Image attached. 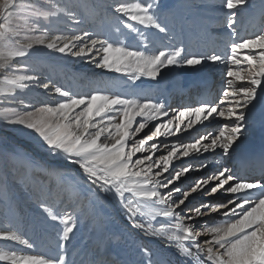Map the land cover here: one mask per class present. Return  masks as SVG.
Returning <instances> with one entry per match:
<instances>
[{
  "label": "snow or ice",
  "instance_id": "obj_1",
  "mask_svg": "<svg viewBox=\"0 0 264 264\" xmlns=\"http://www.w3.org/2000/svg\"><path fill=\"white\" fill-rule=\"evenodd\" d=\"M34 2L29 0L30 5ZM248 4L249 0H218L206 5L219 9L212 19L227 35L223 52L207 54L191 51L183 43L154 48L149 31L171 39L162 0H112L93 6L89 13L93 19L101 10L105 18L111 17L115 39L84 29L79 34H53L54 23L78 27L85 22L78 11L81 5L71 0L64 4L51 0L45 9L37 5L26 29L38 34L19 38V26L13 23L17 2L0 0V97L8 100L18 91L37 88L58 98L39 106L21 100L23 109L3 107L0 117L21 126L53 162L49 170L83 188L90 204L110 198L126 217V231L141 238L133 241L134 260L112 257L90 264H171L157 259L158 253L143 242L145 237L175 246L178 264H264V160L248 175L230 166L248 110L264 102V15L255 32L240 36L236 28ZM123 29L134 34L138 47L119 39ZM38 47L87 60L117 78L91 81L86 93L44 82L47 78L42 79L38 69L17 63ZM209 62L224 69L218 97L172 107L135 90L142 78L158 83L164 70H196ZM120 77L126 78L123 87L132 91L119 90ZM217 119L227 123L217 131L182 139ZM56 165L71 166L78 175L61 173ZM194 172L205 174L185 184ZM36 203L55 230L51 254L36 253L35 243L7 223L0 226V243L6 249H0V264H76L69 255L78 223L75 210L54 211L39 196ZM122 239L117 235L114 242L120 244Z\"/></svg>",
  "mask_w": 264,
  "mask_h": 264
},
{
  "label": "bare ground",
  "instance_id": "obj_2",
  "mask_svg": "<svg viewBox=\"0 0 264 264\" xmlns=\"http://www.w3.org/2000/svg\"><path fill=\"white\" fill-rule=\"evenodd\" d=\"M44 1L51 2V0ZM250 1L248 4L250 8H243L237 20L240 29L245 21L247 24L252 23V25H257L258 21L261 23V17L264 15V0ZM16 2L17 9L15 11L18 12L20 7L23 14L33 4L30 5L29 0H16ZM67 2L68 0H60L61 4ZM71 2L81 5L78 11H80L85 22L78 27L64 21L54 23L51 26L53 34L70 35L73 32L79 34V29H84L100 35H112L114 39L116 38L117 34L111 29L113 21L110 16L105 18L102 10L99 12L98 18L93 19L89 15L93 6L111 3L112 0H71ZM162 3L168 10L166 12L169 13L168 16L172 15V24L178 26V35L177 33L174 35L176 40L186 44L191 51L209 54L208 51L210 50H218V39L216 40L211 32L215 30L216 26H219L212 19L219 14V9L206 6L218 3V0H162ZM194 6L197 9H194ZM21 19L24 20L23 16ZM22 21L13 20V23L16 25L24 24L25 22ZM25 35L27 33L20 32L19 38ZM160 35L162 38L163 34ZM119 39L123 40L129 47H138V40L134 34L128 33L126 29H123V35L119 36ZM150 39L152 38L150 37ZM154 48H158L156 42ZM22 62H27L33 68L38 69L42 79L47 78L44 79V82L50 80L53 84L68 88L75 93L90 91L91 81L113 82L117 78V74L97 69L87 60L50 52L43 47L36 48L26 61H17V63ZM183 70H185L184 67L173 69L169 74L163 72L158 83L142 79L141 81L144 82L138 84L139 88L141 90L156 88L158 92L163 94L164 101L169 105L172 100L181 104L194 105L201 98L211 99L217 96V83H215L216 86L213 84L212 71L201 67L196 69V73L187 74L185 71L181 76L180 73ZM189 70L192 69L189 68ZM223 70L222 65L217 67L216 71L219 72L217 77L223 73ZM119 80L122 82L119 90L124 91L123 82L126 81V78L120 77ZM127 83L131 84V82ZM13 99L15 103L9 104L8 101ZM54 99L58 98L43 94L42 89L32 88L28 91H18L14 98L9 97L8 100L0 97V109L7 106L23 109L24 105L19 103L21 100L24 101L25 105L39 106L40 102H50ZM243 132L237 142L230 165L233 167L238 165V168L245 164L247 167L257 166L264 160V152L261 150V145L264 143V102H258L254 108L248 110L247 123ZM52 163L36 142L25 134L21 126L9 125L3 118H0V178L7 181V184L3 185L4 189L0 187V226L11 223L35 243L36 253L51 254L50 245L54 240L55 230L52 223L46 221L41 215L36 203L39 196L54 211L63 213L64 211L72 212L75 210L78 223L69 246L71 258L77 261L82 253L88 254L92 246L97 245L99 248L97 255L101 259L115 257L122 261L134 260L133 241L140 242L141 238L135 233L126 231V217L118 209V206L110 198L108 200L102 199L93 206L89 202L88 193L83 188H75L70 180L62 179L60 175L49 170ZM56 167L59 172H66L68 176L78 175L76 169L71 166L64 168L61 165H56ZM4 192H7L8 197L13 194V199H3ZM117 235L123 237L120 244L114 242ZM110 237H112L111 240ZM143 242L158 253L157 259L178 264L175 246L168 248L160 239L152 237L143 238ZM10 247L30 251L19 245ZM81 247L84 248L82 253ZM0 249L6 250L3 243H0ZM83 264H90L88 257L83 259Z\"/></svg>",
  "mask_w": 264,
  "mask_h": 264
},
{
  "label": "rangeland",
  "instance_id": "obj_3",
  "mask_svg": "<svg viewBox=\"0 0 264 264\" xmlns=\"http://www.w3.org/2000/svg\"><path fill=\"white\" fill-rule=\"evenodd\" d=\"M254 2V0H251L250 2ZM50 4H51V2H47V1H44V0H35V2L31 5V8L25 13V14H23V12L21 11V8L19 7L18 9H19V11L17 12L18 14H17V16L16 17H14V21H22V16H23V18H24V24L23 23H21V24H19L18 26H19V30H20V32H24V33H27V35H35V34H38V33H29V32H27V29H26V25H28V24H30L31 23V20L33 19L31 16H30V12L38 5L41 9H45V8H48V7H50ZM251 6V5H250ZM195 7V6H194ZM193 7V8H194ZM250 7H249V5H248V7H247V9H249ZM194 9H197L196 7L194 8ZM168 14L169 13H166V14H164L165 16H167L166 17V22H167V20H168V24H169V28H170V31H169V36L172 38V39H168L167 37H163V38H161V35L160 34H156L155 32H154V30L153 31H149L150 33L148 34V35H150V37L152 38V39H150V37H149V39L150 40H152V42L155 44V42H156V44L158 45V48H161V47H164V46H166V45H177V46H179L180 44H181V42H179L178 41V39L176 40L175 38L176 37H174V35H176V33H177V35H178V26L177 25H173L172 24V22H171V17H172V15L170 14V16H168ZM168 18H170V19H168ZM22 21V22H23ZM259 22V21H258ZM257 22V25H252V23H246V21L244 22L245 24H243V26H242V28L240 29L239 28V23H238V21H237V25H236V28L238 29V31H239V35L240 36H245V35H247L248 33H250V32H255V31H257L258 29H259V27L261 26V23H258ZM42 23H43V21H42ZM174 26H176V27H174ZM245 26H247V27H245ZM244 27V28H243ZM240 29V30H239ZM248 29V30H247ZM210 31V30H209ZM212 31V30H211ZM159 35V36H158ZM173 35V36H172ZM211 35H213V37H215L216 38V40L218 39V45H217V48H218V50L217 51H221V52H223L224 50H225V48H224V42L227 40V35H226V32H225V30L224 29H222L221 27H220V25L219 26H216V28H215V30L214 31H212L211 32ZM153 36V37H152ZM167 38V39H166ZM153 40H155V41H153ZM219 40H220V42H219ZM178 41V42H177ZM138 43H139V41H138ZM154 44H153V46H154ZM139 45V44H138ZM185 46H187L186 44H185ZM216 48V49H217ZM189 49H190V47H189ZM191 50V49H190ZM208 50H209V48H208ZM214 50V49H213ZM213 50H210V51H208V53L209 54H211V52L213 51ZM221 65H213V64H211L210 62L209 63H206V64H204V65H202V66H198L197 67V69H200L201 67H203V68H205V69H208V70H210V72L212 71V75H213V84L215 85V83H217L216 85H217V91H218V94H217V96L216 97H218L219 95H220V89H221V87H222V85H223V73L222 74H219V76L217 77V74L219 73V72H217L216 71V69H217V67L219 68ZM173 69H176V68H172V69H169V70H164V72L165 73H171L172 71H173ZM184 69L185 70H183V71H181V76L185 73V71H187V74H192V73H196V70L194 71L193 69L192 70H189V68H187V67H184ZM189 70V71H188ZM217 72V73H216ZM194 75V74H193ZM143 79V78H142ZM218 80H219V82H218ZM148 81V80H147ZM141 82H144V81H137L136 82V84L138 85L139 83H141ZM215 85V86H216ZM151 89V88H150ZM133 89L132 88H127V89H125L124 88V91H132ZM136 91H141V89L139 88V87H137V89H136ZM142 91L143 92H145V93H147L148 95H151L153 98H158V99H161V100H164V98H163V94H161L160 92H158L157 91V89L156 88H153V90L151 89V90H149V89H147V88H144V89H142ZM177 100V99H176ZM196 100H198L197 98H196ZM170 105L172 106V107H178V106H187L186 104H181L180 102H177V101H174V100H172L171 101V103H170ZM0 118H2V117H0ZM224 123H226V121H223V120H221V119H217V120H212L210 123L209 122H206V124H207V127H199L198 126V128H197V131L196 132H190V133H188V134H185L183 137H182V139H184L185 141H188V140H190V139H192L193 137H196V136H198L199 134H203V133H205L206 131H211L212 129H213V131H217L218 129H219V127H222L223 126V124ZM243 131H245V130H243ZM243 133L244 132H242V135H243ZM233 156H234V153H233ZM189 162H194V161H189ZM231 166V165H230ZM237 168V167H236ZM5 169H6V165H5ZM238 174H242V171L239 169L238 171ZM241 172V173H240ZM202 174V176H203V174H204V172H194V173H192L190 176H189V178H188V180H186V181H184V183L185 184H187V183H189L190 181H193L194 179H196V178H199L200 177V175ZM5 184H7V181L5 180V179H2V178H0V187H2L3 189L5 188L3 185H5ZM13 194L11 195V196H9L8 197V194H7V192H4V194H3V196H2V198L3 199H5V198H8V199H13ZM197 199H199V197L197 198ZM195 202V201H194ZM11 207H12V205H11ZM80 250H81V253H82V251H84V248H80ZM99 251V248H98V246L97 245H95V246H92V249L89 251V253L88 254H86L85 252L84 253H82L81 254V256H79L80 258H78L77 259V261H76V264H81V261H83V259L85 258V257H88V260L89 261H92L93 259H95V260H97V261H99V260H101V258L97 255V252Z\"/></svg>",
  "mask_w": 264,
  "mask_h": 264
}]
</instances>
